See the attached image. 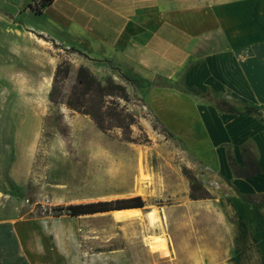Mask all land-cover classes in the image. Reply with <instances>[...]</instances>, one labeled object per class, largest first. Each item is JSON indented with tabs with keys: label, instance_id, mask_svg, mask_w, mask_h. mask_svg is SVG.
Returning a JSON list of instances; mask_svg holds the SVG:
<instances>
[{
	"label": "crops",
	"instance_id": "1",
	"mask_svg": "<svg viewBox=\"0 0 264 264\" xmlns=\"http://www.w3.org/2000/svg\"><path fill=\"white\" fill-rule=\"evenodd\" d=\"M32 3L0 2L26 35L72 50V71L83 66L101 82L125 86L130 101L227 181L204 186L211 199L191 200L188 186L158 213L178 237H199L196 245L181 253L165 231L144 244L164 243L167 264L184 257L189 264H264V207L242 198L264 194V124L215 106L264 108V0H52L41 10ZM248 143L260 171L242 178L235 170L245 166ZM0 264H33L11 230L0 231Z\"/></svg>",
	"mask_w": 264,
	"mask_h": 264
},
{
	"label": "rangeland",
	"instance_id": "2",
	"mask_svg": "<svg viewBox=\"0 0 264 264\" xmlns=\"http://www.w3.org/2000/svg\"><path fill=\"white\" fill-rule=\"evenodd\" d=\"M8 11L0 4V231L19 235L33 264H167L164 243L143 242L159 234L148 212L158 214L172 204L173 194L187 193L183 168L203 186H226L224 176L199 160L190 144L171 137L138 102L121 104L136 116L132 138L140 144L128 142L118 128L103 133L87 116L50 103L55 68L70 64L72 51L26 35L4 15ZM75 74L70 66L62 93L69 92ZM254 107L233 109L264 124V108L255 113ZM254 146H245L242 175L260 168ZM134 196L145 202L141 218L122 222L108 212L72 216L65 208ZM164 223L181 253L200 240L180 238ZM201 236L213 246L212 237Z\"/></svg>",
	"mask_w": 264,
	"mask_h": 264
},
{
	"label": "trees",
	"instance_id": "3",
	"mask_svg": "<svg viewBox=\"0 0 264 264\" xmlns=\"http://www.w3.org/2000/svg\"><path fill=\"white\" fill-rule=\"evenodd\" d=\"M51 2L52 0H42L43 8L51 4ZM69 73L70 64L68 62H62L56 66L48 96L50 103L53 105H65L69 110L87 116L96 128L103 133L113 128H118L128 142L140 144L139 141L132 138V128L137 125L136 116L121 104V102L129 103L130 101L125 86L116 83L110 78L101 82L87 68L80 66L76 71L74 83L69 92L67 94L62 93L61 85L67 80ZM215 106L221 111L234 113L233 107L224 102H215ZM252 110L255 113L259 111L255 107ZM168 134L171 136L170 133ZM144 142H149L146 136ZM182 171L189 182L188 196L191 200L212 198L209 191L198 182L189 170L183 168ZM259 171L260 169H257L251 174L242 175L240 171L235 170V174L238 177L248 178L258 174ZM242 198L259 208L264 207V194H247L242 195ZM144 207L145 202L142 197L134 196L109 202L97 201L72 204L65 208L72 216H81Z\"/></svg>",
	"mask_w": 264,
	"mask_h": 264
},
{
	"label": "bare ground",
	"instance_id": "4",
	"mask_svg": "<svg viewBox=\"0 0 264 264\" xmlns=\"http://www.w3.org/2000/svg\"><path fill=\"white\" fill-rule=\"evenodd\" d=\"M141 211H142V209L132 208V209L109 211L108 213L112 218L116 219L119 222H122L125 220L141 218V215H142ZM148 216L151 217L149 219L150 226L157 227V230L159 231V234L156 237H160L163 234V232L165 231V229H164L165 226H164V222H163L162 218L157 214L156 210H154L152 212L151 211L148 212ZM146 228H148V227H146ZM146 231H148V230H146Z\"/></svg>",
	"mask_w": 264,
	"mask_h": 264
},
{
	"label": "built area",
	"instance_id": "5",
	"mask_svg": "<svg viewBox=\"0 0 264 264\" xmlns=\"http://www.w3.org/2000/svg\"><path fill=\"white\" fill-rule=\"evenodd\" d=\"M31 8L34 10H41L43 8L42 0H33Z\"/></svg>",
	"mask_w": 264,
	"mask_h": 264
}]
</instances>
